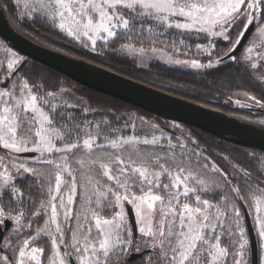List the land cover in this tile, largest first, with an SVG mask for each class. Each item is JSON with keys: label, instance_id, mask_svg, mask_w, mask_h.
I'll use <instances>...</instances> for the list:
<instances>
[{"label": "snow or ice", "instance_id": "1", "mask_svg": "<svg viewBox=\"0 0 264 264\" xmlns=\"http://www.w3.org/2000/svg\"><path fill=\"white\" fill-rule=\"evenodd\" d=\"M20 3L15 0V6ZM23 6L26 15L36 12L58 22L74 39L86 37L93 49L97 41L135 37L150 41L153 53L160 51L157 43L187 51L193 47L190 39L219 37L229 41L226 55L236 61L230 53L244 47L247 33L253 39L243 60L250 69L264 71V0H24ZM257 14L262 17L258 26ZM194 47L209 57L216 49L212 42ZM120 50L146 54L131 43H122ZM222 61L219 56L206 64L169 57L196 69ZM22 62L13 53L6 68L16 73ZM12 79L0 89V264H44L45 259L47 264H135L137 259L142 264H229V257L230 264H248L249 241L239 210L235 203L229 208L226 193L216 194V203L204 198L214 187L199 178L190 160L151 151L158 144L155 136L124 137L107 120L87 119L89 110L64 100L62 89L47 91L25 80L9 90ZM21 185L38 195L26 194ZM78 186L84 193L74 214ZM256 190L264 196V189ZM231 191L244 199L239 187ZM44 195L48 199L39 200L37 208ZM246 195L255 200L264 238V199L254 191ZM105 211L111 215L104 216ZM46 214L44 225L33 230L36 218ZM25 229L28 235L21 239ZM44 238L51 243L47 257L36 246ZM224 240L228 246H222Z\"/></svg>", "mask_w": 264, "mask_h": 264}, {"label": "trees", "instance_id": "2", "mask_svg": "<svg viewBox=\"0 0 264 264\" xmlns=\"http://www.w3.org/2000/svg\"><path fill=\"white\" fill-rule=\"evenodd\" d=\"M2 1L6 6L7 14L15 16L27 30L42 37L53 46L63 48L66 47L69 52H73V54L77 57L86 59L130 78L207 106L217 107L223 111H239L254 114L246 108L233 107L232 105L224 103V97L221 94L219 87L213 84V80H220V78L223 77L224 81L228 80V82L230 81L233 84L239 83L245 86L246 89L255 93L257 96L262 93L261 84L253 75L252 70L247 68L242 63H237L242 52L239 56H236V61L229 59L226 62L219 64L217 67H213L205 72L168 67L159 63H152L149 68L135 67L134 63H129L128 65H117L111 59L112 57H117L118 54L115 51H110L109 49L106 51V54L101 55L94 54L87 50H80L79 48H72L70 47L71 45L67 47L66 45H63L65 44L64 40H67V37H65V35L57 29L51 27L45 20L40 18L29 19L27 17H23L19 15L17 11L13 10L10 1L8 3H5V0ZM261 20L262 17L259 16L255 21V24L257 26L260 25ZM126 40L127 38L125 37L121 38L119 41ZM24 59L25 57L23 60ZM20 65L17 66L16 73H11L12 78L16 76L24 77L30 84L43 85L44 89L47 91L58 92L59 90L67 87L72 89V91H74L80 98L76 104H79L81 108L89 110L87 113V119L97 122L103 120L109 121L111 127L120 130L118 135L124 136L130 134L133 127H136L139 122L146 124V122L149 121L154 125H156L157 122L161 123V117L120 99L100 95L98 92L84 87L62 73H59L47 65L39 63L33 59L28 58L23 65ZM227 73H231L233 75L231 80L226 79L229 75ZM222 85L225 86L223 82ZM78 111L79 110H77V113ZM157 125L164 130H168V127L165 125ZM185 125L194 132L195 138L197 139L196 141H192L190 138L179 133H175V135L172 134V136L182 137L188 145L198 149L207 161L216 165V167L220 169L221 173H226L227 181H230V183L239 187L241 189V195H244L243 200L236 197L238 203L240 206L244 203L250 210L251 199L248 195H246V193L256 190L257 188L264 189V175L258 170L257 166L253 165V161L250 160L248 155L241 153L239 159H235L230 153V149L245 150L246 147L226 141L197 127L187 124ZM236 170L239 171V173H237ZM245 173H247V175H245ZM21 187L24 192H32L34 196L38 195L35 192V189H30L23 185H21ZM42 198L43 196H39L37 206L39 204V200ZM24 202L25 204L28 203L27 200ZM249 213L251 212L249 211ZM28 215L31 216L30 213H28ZM42 219L43 216L39 219L36 218L33 228L34 226H38ZM252 222L257 236L260 264L259 239L254 221L252 220ZM28 232L29 230L25 234L28 235ZM47 256L48 249H45V257ZM45 263L46 259L44 264ZM135 264H142V262L137 259Z\"/></svg>", "mask_w": 264, "mask_h": 264}, {"label": "rangeland", "instance_id": "3", "mask_svg": "<svg viewBox=\"0 0 264 264\" xmlns=\"http://www.w3.org/2000/svg\"><path fill=\"white\" fill-rule=\"evenodd\" d=\"M9 1L11 2L13 10L17 11L19 15H21L23 17H27L29 19H34V18L43 19L51 27H53L54 29H57L59 32H61L63 35H65V37H67V40H64L65 44H63V45H66L67 47H69L71 45L70 47H72V48L73 47L79 48L80 50H84V51L87 50V51L92 52L94 54H101V55L106 54V51H108L109 49H110V51H115L118 55H117V57H112L111 59L117 65H128L129 63H134L135 67L149 68L152 63H159L161 65H165L168 67H175V68H181V69H188V70H192V71L205 72L211 68L196 69V68H192V67L187 66V65H177V64L169 62V57H172V59H181V60H189V61L198 60L199 62L206 64L209 59L215 61V59H217L218 56L224 57L226 55V53H228V48L231 46L229 41H224L222 38L208 37L207 39H199V40L190 39V40H188L187 42L189 44L193 45V47H191V49L187 50V51L185 49H183V47H179V46H178L179 51H174L170 47H164V44L157 43L154 45V47L160 49V51L153 53L150 51V48L153 46L150 43V41L144 40L143 42H141V41L137 40L135 37H133L131 39L127 38L126 41H118V42H111L110 41L107 44H105L103 41H97V45H96L95 49H93L90 41H88L86 37H82L80 40H77L71 36H68L65 32L61 31L59 29V27L57 26L58 22H53L50 19H48L47 17H45L39 13H36V12H33L30 16L26 15L25 13L27 10L23 6L24 0H21V3L18 7L15 6V0H9ZM28 2L31 4L32 0H28ZM2 3L4 4L3 1H2ZM4 7L6 9L5 4H4ZM259 16L260 15L257 14V19ZM9 17L13 21V24L15 25V27L25 36L31 38L32 40H34V41H36L42 45L51 47L53 49L62 51L64 53H67L70 55H74L73 52H71V51L69 52V50L66 49V47L63 48V47L53 46L48 41L43 39L42 37L36 35L35 33L31 32L29 30H27L25 27L22 26V24L19 22V20H17V18L15 16L9 15ZM160 39L165 40L164 37H161ZM252 39H253V37L251 36L249 38V41H251ZM165 42H167V41L165 40ZM210 42L215 43V45H216V49L213 51V54L211 57H209L208 54L202 50V48L197 49L196 47H194L195 44H201L203 47H207ZM122 43H131L136 48L143 47L146 50V54L141 55L138 52L130 53L127 51H121L120 45ZM247 46H248V42H247L246 46L243 48V51H242L241 56H240L239 60L237 61V63H242L247 68H249L243 60V57L245 55V48ZM13 53L23 61L24 56L22 54H20L18 51H16L14 48H12L7 42H5L0 37V89L3 88L2 83H4L7 80V78L11 76V73L7 70L6 65H7L8 60L10 58H12ZM217 66H215V67H217ZM251 70H252L255 78L261 84L262 93L260 95L258 94L259 96H257L255 93L251 92L249 89H246L245 86H243L239 83L233 84L230 81L228 82V80L224 81L223 77H221L220 80H218V79L213 80V84L219 87L221 94L224 97V100H223L224 103L232 105L233 107L246 108L249 111L253 112L254 114H252V113L248 114L246 112H239V111H224V112L230 113L231 115L236 116L240 119H243V120L248 121L250 123L264 127V123H262V122H264V114H261V113H264V80L259 78L261 76H264V71L253 70V69H251ZM227 74H229V75H228V77H226V79L231 80L233 75L231 73H227ZM209 78H211V77H209ZM25 80L26 79L24 77H21V76L14 77L12 79V84L9 85V90H11L12 85L19 86ZM222 82H223V84H225V86L222 85ZM210 89H211V87H210ZM62 90H64L63 94H62V98L64 100H66L68 103L76 104L78 102V100L80 99L79 96L74 91H72V89L67 87L65 89L63 88ZM98 93L100 95L105 96V97L108 96V95L102 94L100 92H98ZM252 97H255V99H252ZM257 101H259V103H257ZM210 107H213V106H210ZM214 108L218 109L217 107H214ZM219 110H221V109H219ZM157 124H160V125L162 124L163 126L165 125L166 127H168L170 129V131L164 130V129L158 127ZM157 124L154 125L153 123H150L149 121H147L146 124L139 122V123H137L136 127H133L132 132L130 134L124 135V137L135 135V136H139L140 138L146 137L148 139H152L153 136H155L158 140V144L155 147H150L151 151L160 152L161 154L175 152L178 156H182L183 159L190 160L191 165L193 166L195 172L199 174V178L203 179L208 185H211L214 187V193L213 194H206L204 196V198L210 199V200H212L213 203H216L217 200L214 198V196H216V194H218V193H226L228 195L229 208L231 209V204L235 203L236 209H238L240 214H241L240 218H239V222H240L241 227H243L245 229V238L249 241L248 254L245 257V259L247 260L248 264H251L250 238H249V234H248L246 223H245V217H244L243 209H242V206H240V204L238 203L235 194L232 193V191H231V188L236 187V186L234 184L230 183V181H225L224 176L222 175L221 171L220 172L213 171L212 170L213 166L216 167V165L207 161L205 159V157L198 151V149H195L191 145H188L186 143V141L182 139V137L172 136V134L175 135V133H179V134H183L184 136L190 138L192 141L197 140L195 138L194 132L189 127H187L184 123H180V122L172 121V120H166V119L162 118L161 123L157 122ZM230 153L233 156V158H235V159H239V157L241 156L240 155L241 153L248 155L250 160L253 161V165L257 166L258 170L264 175V151H260L257 149L246 147L245 150L230 149ZM0 154H2V151H0ZM203 165H207V168H203L202 167ZM76 167H77V165L75 164V162H72V168L75 169ZM254 168H256V167H254ZM236 172L239 173V171H237V170H236ZM74 174L77 175V183L79 185L80 183H82L81 178L79 176V173H74ZM65 179L69 180V177L67 175H65ZM216 184H219L221 187L215 188ZM253 191L255 192L256 197L264 199V196L261 195V192L256 191V190H253ZM253 191H251V192H253ZM67 192H68L67 187L62 189V194H65V199H66ZM25 193L27 194L28 192H25ZM83 193H84V189L82 187L78 186L77 193L74 194L75 198H76V204H74L72 206L73 210H74V214L79 211V201L82 198ZM47 199H48V197L46 195H44L41 200H47ZM250 202H251L250 203V210L248 209V211L251 212L250 215H251L252 220L254 221L255 228L257 231V235H258V239H259L260 264H264V238L260 237L259 231H258V229H259V224L257 222L258 213L256 211L255 200L251 199ZM37 208H39V204H38ZM60 211L62 212V210H60ZM46 212L48 214H50V210H46ZM103 215L106 217L110 216L111 212L105 211L103 213ZM261 215H264V212H262ZM47 218H48V215L47 214L44 215L42 221L39 222L38 226L42 227L44 225L45 220H47ZM37 219H39V218H37ZM60 220L63 221L62 215L60 217ZM24 222L26 223L27 221H24ZM33 225H34V223H33ZM33 225H32L33 230L38 227V226H34V228H33ZM27 231H28V229L24 230V233L21 236V239H23L25 236H27L25 234ZM228 244H229L228 240H224L222 246H228ZM36 246L42 247L44 249H48V256L50 255L49 249L51 248V243H50L49 239L44 238L43 242H38ZM232 250L233 249L230 247V251H232ZM230 261H231V258L229 257V264H230ZM45 264H47V260H46Z\"/></svg>", "mask_w": 264, "mask_h": 264}, {"label": "water", "instance_id": "4", "mask_svg": "<svg viewBox=\"0 0 264 264\" xmlns=\"http://www.w3.org/2000/svg\"><path fill=\"white\" fill-rule=\"evenodd\" d=\"M0 4H3L1 0ZM250 31L254 32V29L250 28ZM245 35L247 40L242 41L244 47L251 37L247 33ZM0 37L25 57L21 65L28 58L33 59L85 87L140 107L163 119L191 125L231 143L264 151L263 126L161 90L86 59L42 45L25 36L15 27L5 7L0 9ZM244 47L237 46L230 55L239 56ZM225 58H228V55ZM167 129L170 131L169 128ZM241 206L250 238L251 264H259V248L252 218L246 205L242 203ZM129 217L130 220L133 219L131 212Z\"/></svg>", "mask_w": 264, "mask_h": 264}, {"label": "flooded vegetation", "instance_id": "5", "mask_svg": "<svg viewBox=\"0 0 264 264\" xmlns=\"http://www.w3.org/2000/svg\"><path fill=\"white\" fill-rule=\"evenodd\" d=\"M226 56V55H225ZM225 56L223 57V61L222 62H226L227 60H229L228 58H225ZM239 60V59H238Z\"/></svg>", "mask_w": 264, "mask_h": 264}]
</instances>
